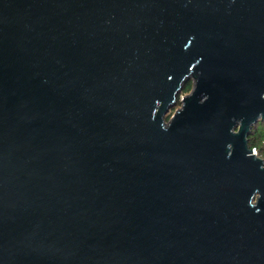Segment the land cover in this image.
Instances as JSON below:
<instances>
[{
	"label": "water",
	"instance_id": "obj_1",
	"mask_svg": "<svg viewBox=\"0 0 264 264\" xmlns=\"http://www.w3.org/2000/svg\"><path fill=\"white\" fill-rule=\"evenodd\" d=\"M260 120L264 0H0V264H264Z\"/></svg>",
	"mask_w": 264,
	"mask_h": 264
},
{
	"label": "trees",
	"instance_id": "obj_2",
	"mask_svg": "<svg viewBox=\"0 0 264 264\" xmlns=\"http://www.w3.org/2000/svg\"><path fill=\"white\" fill-rule=\"evenodd\" d=\"M192 88H193V83L192 82L186 84L182 96L178 97V103L180 105H181V97H184V96L188 95L191 92ZM176 110H177V108L172 110V114L168 115L167 120H169L172 117V115L175 113ZM249 144H250L251 147L257 148L259 153H260V155L262 157H264V137L261 138V136H260V137L254 138V139H251L249 137Z\"/></svg>",
	"mask_w": 264,
	"mask_h": 264
},
{
	"label": "rangeland",
	"instance_id": "obj_3",
	"mask_svg": "<svg viewBox=\"0 0 264 264\" xmlns=\"http://www.w3.org/2000/svg\"><path fill=\"white\" fill-rule=\"evenodd\" d=\"M182 94H183V92L180 94V96H182ZM182 99H183V97H181V100ZM180 107H181V105L178 103L177 106H176V108L179 109ZM171 114H172V111L170 112L169 115H171ZM260 136H261V138L264 137V121H262V120L258 121V123L256 124V126L253 127L252 134L249 137L251 139H254V138L260 137Z\"/></svg>",
	"mask_w": 264,
	"mask_h": 264
},
{
	"label": "built area",
	"instance_id": "obj_4",
	"mask_svg": "<svg viewBox=\"0 0 264 264\" xmlns=\"http://www.w3.org/2000/svg\"><path fill=\"white\" fill-rule=\"evenodd\" d=\"M251 149H252V154H253V155L255 154V156H257V157H259V158H261V159L264 160V157H262V156L260 155V153H259V151H258L257 148H255V147H251Z\"/></svg>",
	"mask_w": 264,
	"mask_h": 264
}]
</instances>
